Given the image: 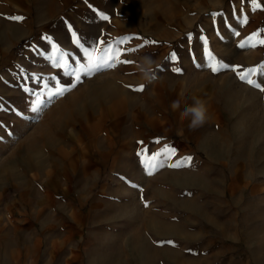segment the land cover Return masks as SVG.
<instances>
[{
    "label": "rangeland",
    "instance_id": "obj_1",
    "mask_svg": "<svg viewBox=\"0 0 264 264\" xmlns=\"http://www.w3.org/2000/svg\"><path fill=\"white\" fill-rule=\"evenodd\" d=\"M260 39L264 0H0V264H264Z\"/></svg>",
    "mask_w": 264,
    "mask_h": 264
},
{
    "label": "snow or ice",
    "instance_id": "obj_2",
    "mask_svg": "<svg viewBox=\"0 0 264 264\" xmlns=\"http://www.w3.org/2000/svg\"><path fill=\"white\" fill-rule=\"evenodd\" d=\"M257 7H260V5H257ZM13 19L16 20H22L24 19L23 17H12ZM103 19L107 20L109 19L107 16H103ZM253 35H258V34H253ZM74 36V43L77 44L78 47L81 48L82 51L85 52V54L88 56L89 59V68L87 69V71L85 72V75L87 74H95L96 72L100 71L101 69H107V68H115L117 67L118 64H128L131 63V61H127V60H121L120 56L123 55V52L119 49H115L113 45H109L107 48L104 49V58L100 59L99 62L97 63V60L99 59L97 56H94L93 53L97 52L99 49L100 44L104 43V42H98L97 46L92 50V53L88 52L87 49H84V46L82 44H80L79 39L76 37V34L73 33ZM125 41H120V43H124ZM206 42V41H205ZM151 43H155L154 41ZM259 43L264 45V39H260ZM54 47H58L56 45H53ZM246 45L244 42H242L239 47L240 48H244ZM251 47H255L256 45L251 44L249 45ZM134 51V50H133ZM209 56V60H210V64L209 67L211 68V70L216 73L221 71L222 69H229L231 68L232 71H237L238 66H230L222 61L217 60L212 54L211 52L207 53ZM67 55V54H65ZM171 57L173 59H175V53L171 54ZM64 66V65H61ZM176 72H179L180 69H174ZM257 70L256 69H248L246 72H239V79H241L242 81H246L248 84H253L255 85V82L250 78V76L252 74H254ZM77 81H79V75L76 76ZM257 87H259V85H255ZM135 91H143L144 87L143 85L139 86L138 88L133 89ZM262 91H264V88L261 89ZM65 91V89L60 88L58 89L55 93H53V95H60ZM168 153L170 155H174V151L175 150H167ZM158 155V154H156ZM155 158V157H154ZM187 161L191 160V157H187L186 158ZM173 166H178V165H173ZM151 174V172L149 173ZM147 206V205H146Z\"/></svg>",
    "mask_w": 264,
    "mask_h": 264
},
{
    "label": "clouds",
    "instance_id": "obj_3",
    "mask_svg": "<svg viewBox=\"0 0 264 264\" xmlns=\"http://www.w3.org/2000/svg\"><path fill=\"white\" fill-rule=\"evenodd\" d=\"M154 61L151 57L145 56L141 58V60L137 64V70L141 74L142 79L151 83L155 78L154 75ZM173 111L180 109V101L174 100L170 105ZM181 120L187 119L189 121L188 127L189 129L195 130L204 125L207 119V108L205 104L199 99H193V103L184 107V109L180 112Z\"/></svg>",
    "mask_w": 264,
    "mask_h": 264
},
{
    "label": "crops",
    "instance_id": "obj_4",
    "mask_svg": "<svg viewBox=\"0 0 264 264\" xmlns=\"http://www.w3.org/2000/svg\"><path fill=\"white\" fill-rule=\"evenodd\" d=\"M98 83H100V82H98ZM109 87H111L109 83H107V82H101V84H96L95 86L91 87L90 90L91 89H93V90L90 91V93L93 92L92 93L93 94V97L97 98V97L102 96L103 93L108 92ZM80 91H82V90H80ZM57 102H59V100ZM62 102H64V106L66 104L68 105V102L65 101V98L62 99ZM82 102L83 103H81V104L83 105L84 104V101L82 100ZM113 104L119 105V102L117 100H116V102H113V100H111V105H113Z\"/></svg>",
    "mask_w": 264,
    "mask_h": 264
}]
</instances>
